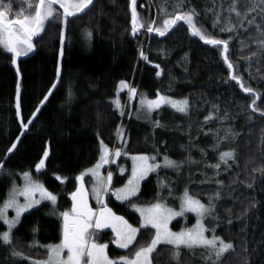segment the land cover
<instances>
[{
    "label": "trees",
    "instance_id": "trees-1",
    "mask_svg": "<svg viewBox=\"0 0 264 264\" xmlns=\"http://www.w3.org/2000/svg\"><path fill=\"white\" fill-rule=\"evenodd\" d=\"M148 1L150 9L146 0H137L136 10L145 24L155 21L153 28L165 18L162 9L173 13L176 3ZM3 2L11 3L10 18H17L18 12L29 14L27 5L32 0ZM232 3L233 0H184L183 10L191 7L200 13L197 23L203 25L207 38L228 41L227 62L233 65V75L241 84L253 89L251 93L231 80L223 46L218 50L203 44L183 22H178L165 38L155 31L147 32L146 27L133 36L131 0H95L86 14L68 19L66 26L50 18L34 41L35 52L18 61V71L13 55L0 46V207L8 196L12 177L25 172L36 174L35 167L48 147L45 167L37 175L57 197L55 204L45 203L25 214L13 231L15 250L28 259L12 256L10 249L0 243V264L43 261L47 259L43 246L61 242V218L57 213L62 208L71 210V194L79 182L76 178L98 161L101 141L113 158L119 149L128 154H157L159 159L166 155L176 162L190 156L196 162V171L188 180L182 172L169 169L152 174L142 183L139 195L130 201L119 202L113 195L125 183V176H117L103 197L113 213L140 227L141 218L130 203L151 204L161 199L177 208L178 195L185 189L205 205L211 197L215 212L206 218L207 236L211 238V230L215 229L217 237L234 245V251L225 252L216 264H264V176L254 171L264 167V50L259 44L264 41V20L258 15L264 5L261 0H238L236 8L240 13L256 5L248 16V20L255 17V23L249 25L244 20L241 27L236 13L229 12ZM213 12L221 17L215 29ZM229 16L234 31L220 32L219 27L227 24ZM141 50L147 60L140 56ZM161 69L158 77L156 73ZM121 81L128 83V89L117 98ZM131 88L149 98L158 94L177 100L187 98L189 111L184 114L161 107L150 119L134 116L131 109L136 111V101L131 100ZM209 116L212 119L206 120ZM153 121H159L162 127H154ZM229 129L239 135L233 136ZM118 130L122 136H118ZM13 143L16 148L5 159ZM228 150L236 153V161H229L231 167L222 162L219 169L211 167L219 162V154ZM112 170L113 163L109 167ZM58 177L66 179L62 182ZM84 181L88 187L90 177H84ZM160 182L167 187L162 188ZM218 191L220 196L216 198ZM91 201L96 209L97 201ZM190 218L192 222L194 218ZM90 232L95 233L94 238L100 233V241L108 244L111 257L132 258L138 247L150 243L155 230L141 228L136 241L126 250L115 247L110 230ZM172 249L171 245H159L152 253L153 264H176ZM205 254L208 252L203 248L182 249L179 264H203Z\"/></svg>",
    "mask_w": 264,
    "mask_h": 264
},
{
    "label": "snow or ice",
    "instance_id": "snow-or-ice-1",
    "mask_svg": "<svg viewBox=\"0 0 264 264\" xmlns=\"http://www.w3.org/2000/svg\"><path fill=\"white\" fill-rule=\"evenodd\" d=\"M18 2H23V0H18ZM238 0H233L232 5H230L229 12H235L238 19H240L241 27H243V21L248 20V16L252 11L256 10V5L248 8L244 13L237 11L236 4ZM94 0H32L28 3L27 7L29 9L28 15H21V13H16L17 18H10L12 14L11 3L5 4L3 0H0V46L7 51V53L13 54L15 59L19 57L27 56L28 53L34 51L35 45L33 43V38L39 36L45 30V23L50 20V18L55 17L56 21L62 22L65 26L67 25L68 17H76L78 14H86V10H90L89 6L93 5ZM137 0H131V34L135 36L140 28H145L147 32L155 31L159 36H166L169 31L175 28L178 22H183L184 25L190 30L191 35L198 37L205 44L211 45L214 48L221 50L224 55V60H228L226 55L229 51V43L227 40L207 38L204 34L203 25L198 26L197 18L200 13L195 8H188V10H183L184 0H176L173 7V13H168L167 8L162 9L165 13V18L162 20L161 25L153 28L152 25L155 21H151L147 24L143 21V18L138 16L136 10ZM59 5L62 9V13H58L54 5ZM261 4L264 5V0H261ZM206 12L208 10H205ZM258 15L264 20V7L260 8ZM215 19L212 21L213 28H217L220 25V14L213 12ZM249 25L255 23V17L252 20H248ZM259 29L261 26L256 25ZM220 32H233L234 26L231 23V16L228 17L227 24L219 27ZM264 34V33H262ZM87 35L90 37L91 32ZM231 39V37H230ZM260 47L264 50V41H259ZM61 50V55H62ZM256 53H253L255 56ZM140 56L147 60L148 57L140 52ZM228 68L232 69L233 65L228 63ZM159 68V65H156ZM163 70L158 71L156 75L159 77L162 75ZM231 80L237 81L239 83V77L237 75H232ZM175 79L174 77L172 78ZM227 82V81H226ZM122 86H126L125 81L120 82ZM171 87V85H170ZM245 92L251 93L253 89L250 87H245L240 84ZM130 92L134 96L136 89L131 88ZM69 97L71 98V92H69ZM256 98H259L258 95ZM46 99V97H45ZM19 97L17 96V107H19ZM116 106L120 109V114L124 115V111L120 108L119 100L115 101ZM142 108H145L148 113L159 109L162 105L168 104L177 112L187 114L189 111V100L183 98L180 100L172 99L168 96L159 95L157 99L150 100L146 97H142L140 100ZM255 104V99L253 100ZM215 107V106H214ZM264 115V113H262ZM139 118V117H137ZM206 120L212 119L211 116L206 117ZM23 123V121H21ZM31 123V119L28 121ZM154 127H162L159 121H153ZM27 127V125H25ZM232 133V130H228ZM118 136H122L123 133L118 130ZM233 136L239 135V133H232ZM227 139V136H225ZM261 143L264 144V136L261 137ZM103 154L100 156L99 162L94 166V168L87 169L85 172L81 173L78 179L80 181V186L75 192L71 194L73 201L72 208L70 211L59 212L57 215L62 219V240L56 245L44 246L47 250V259L43 262L33 261V264H153L152 253L156 251L157 246L160 244L174 246L171 250V256L176 264H179L180 254L182 249L194 250L196 248H203L208 252L206 259L210 264H216L222 255L229 250L234 251V245L230 242H225L220 237L215 235V229H212L211 238L206 236V232L209 231L203 224V220L206 217L213 216L215 212V204L212 203L210 197L209 204L206 206L200 200L194 199L185 189L184 196L181 203V210L179 212L174 211L171 208L166 207L164 204L157 202L148 208L137 207L134 203H130V206L137 212H139L142 218L140 227H133L123 216H117L113 213L111 208H108L103 201V197L108 194L107 189L112 181V173L109 172L106 180H101L99 177V169L103 164L108 163L109 149L106 145H103ZM219 145H215L213 150ZM16 148V144L13 143L9 149H7L5 159L7 155L10 154ZM204 153V150L201 149ZM158 153V150H157ZM206 155V153H204ZM121 151L117 149L115 151V156L119 157ZM48 157V152L44 153V158L40 160L39 164L36 165L37 171L44 167V161ZM133 165L131 171V178L128 179L127 184L121 188L117 189L113 195L116 200L124 202L130 201L131 197H135L139 192V182L143 180L148 173L157 171L161 165L159 163H150L149 161H155L156 156L138 155L133 156ZM191 161V157L189 156ZM164 167L179 169L181 163L171 160L168 156L163 157ZM229 161H236L235 150H228L221 152L219 154V162L211 167L219 169L220 162H222L226 167L230 168L231 165ZM194 162V161H192ZM3 168V163H0V169ZM123 171V170H121ZM254 171H259L262 176H264V167L260 169H254ZM91 173L93 176L97 177L98 187L93 188V193L95 195L97 203L101 205L99 211H94L88 202V193L84 187V176ZM25 180V185L23 188L17 189L13 187L8 194V199L5 202L3 208H0V220H3L4 224L7 225V230L0 233V243L5 247L10 249V254L14 257H20L21 259H26L23 257L22 253L15 250V245L13 244V229L19 223V218L24 212L28 211L33 206L40 203V200L34 199L36 193L40 194L41 200H48L55 204L57 197L49 192L43 185L33 181L31 173L25 172L23 174ZM161 187H167L163 182ZM222 185V182H218ZM248 187H252V183L248 184ZM169 195H171V190H169ZM23 196L25 198V203L20 204L17 197ZM160 196V193H157ZM220 196L219 191L215 194V197ZM9 208L15 209V218L9 219L7 217V210ZM184 212H194L197 217H199L197 225L193 229H189L181 232H173L168 227L170 221L178 215H183ZM100 228H112L115 232V243L118 247L127 249L136 241V236L143 229H154V235L147 246H140L134 251L132 258L120 257L118 260L110 259L107 255L106 249L107 244L97 243L94 239V232H90V229H100ZM36 230L33 229V232ZM34 246V245H33ZM65 250L67 255L65 257ZM215 258V259H213Z\"/></svg>",
    "mask_w": 264,
    "mask_h": 264
},
{
    "label": "rangeland",
    "instance_id": "rangeland-1",
    "mask_svg": "<svg viewBox=\"0 0 264 264\" xmlns=\"http://www.w3.org/2000/svg\"><path fill=\"white\" fill-rule=\"evenodd\" d=\"M146 2H147V5H148V7H149V9H150V5H149V1L148 0H146ZM13 19H15V18H13ZM48 22V21H47ZM46 22V23H47ZM46 23H45V25H46ZM147 24H148V21H147ZM147 24H146V26H147ZM35 45V44H34ZM32 52H30V53H28V55L29 54H31ZM21 57H23V55L21 56ZM17 60V59H16ZM128 89V83L126 82V86H122L121 85V83H119V85H118V88H117V98H119L120 97V94H122L123 92H125L126 90ZM159 95H161V94H159ZM142 97H146L147 99H150V100H154V99H157V97H158V95L156 96V97H153V98H149V97H147V95L145 94V93H138L137 91H136V93H135V95L133 96L132 95V102L133 101H136V111H133V108L131 109V111H132V113H134V116H139V117H142V118H144L145 120H147V119H150V117H151V115H152V113L155 111H153V112H151V113H148L147 112V110L145 109V108H142L141 107V104H140V100H141V98ZM170 98H172V97H170ZM172 99H174V98H172ZM177 100V99H176ZM18 103H19V101H18ZM161 107H170V108H172L170 105H168V104H164V105H162ZM160 107V108H161ZM16 109H17V112H18V117L20 118V120H21V114H20V110H19V107H17V100H16ZM173 109V108H172ZM156 110H158V109H156ZM175 110V109H174ZM25 129V126H24V128H23V130ZM104 145V144H103ZM109 149V148H108ZM46 151L48 152V156H49V153H50V149H49V147L46 149ZM45 151V152H46ZM121 151V155L119 156V157H115V158H113V155L111 156L110 155V149H109V156H108V163H106V164H103V166L99 169V177H100V179L101 180H106V177H107V175H108V173L109 172H111L112 173V181H111V184L108 186V188L110 189L112 186H113V184L114 183H116V181H117V176H125V183L124 184H122L121 186H119V187H117L116 189H115V191L117 190V189H121V188H123L126 184H127V181H128V179L129 178H131V171H132V165H133V160H132V157L133 156H138V155H147V156H149V157H151V156H156V160L155 161H149L150 163H159L160 165H161V167L157 170V171H155V172H150V173H148V175L143 179V180H141L140 182H139V192H138V194L136 195V196H138L139 195V193H140V190H141V186H142V183L144 182V181H146L152 174H154V173H157L158 171H160V170H163V169H169V170H174V171H179V172H182L183 174H184V176H185V178H186V180H188V179H190V177H191V174L193 173V172H195L196 171V162L194 161V162H192L193 160L191 159V161L189 160V159H187V160H185L184 162H178V163H181V167L179 168V169H174V168H167V167H164L163 165H164V161H163V158H161V159H159V157L157 156V154H128V153H126L125 151H123V150H120ZM103 154V146H102V149H101V154H100V156ZM100 156H99V159H100ZM44 158V154H43V156H42V158L41 159H43ZM48 158V157H47ZM99 159H98V161L97 162H99ZM121 159H124V160H126L127 162H125V163H123V164H121ZM46 160L47 159H45V161H44V167H45V164H46ZM172 160V159H171ZM174 161V160H173ZM40 162V161H39ZM97 162L95 163V165L97 164ZM112 163H113V170L112 171H109V167L112 165ZM39 164V163H38ZM95 165H93L92 167H90V168H88V169H91V168H94V166ZM44 167L43 168H41L39 171H37V169H36V167H35V172H36V174H33V173H31V176H32V179H33V181L34 182H36V183H39V184H41V185H43L44 186V184L42 183V181L39 179V177H38V173L39 172H41L43 169H44ZM106 168H107V170H106ZM87 170V169H86ZM85 170V171H86ZM121 170H123V171H121ZM84 171V172H85ZM30 173V172H29ZM23 174L24 173H21V174H18V175H16L15 177L13 176L12 177V184H11V187H10V190L13 188V187H16L17 189H20V188H23L24 187V185H25V180H24V178H23ZM1 176H3V175H1V169H0V177ZM87 176H89L90 177V184H89V186H88V190H89V194H90V197L92 198V199H94V200H96V198H95V195H94V193H93V188L94 187H98L99 185H98V182H97V177H95V176H93L91 173H88L87 175H85L84 177H87ZM58 179L60 180V181H62V182H64L65 181V177H58ZM44 188H46L45 186H44ZM9 190V191H10ZM48 190V189H47ZM49 191V190H48ZM114 191V192H115ZM49 192H51V191H49ZM185 192V191H184ZM184 192H182V193H180L179 195H178V206H177V208H175V207H171V206H169V205H167L166 204V202L165 201H163V200H161V199H159V200H157V201H155L154 203H151V204H135L137 207H140V208H148V207H151L153 204H155V203H157V202H160V203H162V204H164L166 207H168V208H171V209H173L174 211H177V212H179L180 210H181V203H182V199H183V196H184ZM52 193V192H51ZM9 194V193H8ZM53 195H55L54 193H52ZM56 196V195H55ZM135 196V197H136ZM135 197H131L130 199H133V198H135ZM193 197V196H192ZM194 199H197V198H195V197H193ZM7 199H8V196H7V198L5 199V201H4V203L1 205V207L0 208H3V206H4V204H5V202L7 201ZM17 199L19 200V203L20 204H24L26 201H25V198L23 197V196H19V197H17ZM34 199H36V200H40V203L39 204H37V205H35V206H33L32 208H30L28 211H26V212H24L23 213V215L19 218V223L16 225V227L15 228H17L18 227V225L20 224V222H21V219H22V217L25 215V214H27V213H29V212H31V211H33V210H35L36 208H38V207H40L41 205H43V204H45V203H52L51 201H48V200H41L40 199V194L39 193H36V195H35V197H34ZM119 202H121V201H119ZM208 204H206V206H207ZM132 208V207H131ZM99 209L100 208H98V206H97V209H96V211H99ZM132 210L135 212V213H137L139 216H140V214H139V212H137V211H135L133 208H132ZM65 211V210H64ZM15 215H16V213H15V209L14 208H9L8 210H7V217L11 220V219H14L15 218ZM117 215V214H116ZM117 216H119V215H117ZM190 217H193L194 218V220L192 221V222H190V220H191V218ZM210 217V216H209ZM141 218V217H140ZM206 218H208V217H206ZM206 218L203 220V224L205 225V227H206V223H205V221H206ZM62 220V219H61ZM141 220H142V218H141ZM198 220H199V217H197V215H196V213H194V212H184V214L183 215H178V216H175L171 221H170V223H169V225H168V227L171 229V231H173V232H181V231H186V230H189V229H193L196 225H197V223H198ZM176 223H178V226H176L175 227V224ZM62 224H63V222L61 223V228H62ZM133 226V225H132ZM133 227H137V226H133ZM15 228L13 229V231L15 230ZM207 228V227H206ZM7 230V225H5L4 224V222H3V220H0V233H2V232H4V231H6ZM98 231H106V230H110L113 234H114V236H115V232L112 230V228H100V229H97ZM206 234V236H207V233H205ZM138 235V234H137ZM62 237V236H61ZM136 238H137V236H136ZM210 238V237H209ZM95 241L97 242V243H101V244H107V243H105V242H101L100 240H101V238H100V233L99 232H97L96 233V236H95ZM115 239H116V236H115ZM48 245H54V244H48ZM108 245V244H107ZM114 245H115V247L117 248V249H120V250H124L123 248H120V247H118L117 246V244L115 243V240H114ZM161 245V244H160ZM45 246H47V245H45ZM131 246V245H130ZM129 246V247H130ZM159 246V245H158ZM157 246V247H158ZM44 247V246H43ZM174 247V246H173ZM45 248V247H44ZM106 252H107V255H108V257L110 258V259H113V260H118L120 257H111L110 255H109V252H108V248L106 249ZM66 255H67V251L65 250V257H66ZM204 256V259H203V264H210V262L206 259V257L208 256V255H203ZM46 260V259H45ZM45 260H43V261H45ZM33 261H37V262H43V261H38V260H33ZM32 261V262H33Z\"/></svg>",
    "mask_w": 264,
    "mask_h": 264
},
{
    "label": "water",
    "instance_id": "water-1",
    "mask_svg": "<svg viewBox=\"0 0 264 264\" xmlns=\"http://www.w3.org/2000/svg\"><path fill=\"white\" fill-rule=\"evenodd\" d=\"M94 2H95V0H94ZM94 4V3H93ZM56 7H58L59 8V5L57 4V5H55ZM92 7V5H90L89 6V8H91ZM132 7V6H131ZM60 9V8H59ZM62 10V9H61ZM63 11V10H62ZM87 11V10H86ZM82 15H84V14H78L76 17H68V19H74V18H78V17H80V16H82ZM174 29V28H173ZM172 29V30H173ZM171 30V31H172ZM171 31H169L168 33H167V35L166 36H159L158 34V36L160 37V38H165V37H167L168 35H169V33L171 32ZM39 36H41V34L39 35ZM39 36H36V37H34L33 38V43H34V41H35V39H37ZM198 38V37H197ZM199 39V38H198ZM200 40V39H199ZM203 44H205L202 40H200ZM205 45H207V44H205ZM222 46V45H221ZM35 52V49H34V51H32V53L31 54H29V55H27V56H23V57H19L17 60H16V62L14 63V66H15V68H16V70L18 71V61L20 60V59H24V58H26V57H28V56H30V55H32L33 53ZM13 55V54H12ZM224 53H223V57H224ZM13 58L15 59V57L13 56ZM226 63H227V65H228V62L226 61ZM231 70V76L233 75V69H230ZM230 76V77H231ZM234 82H236V83H238L237 81H234ZM239 85L241 84V82L239 81V83H238ZM83 183H84V187H85V190L87 191V193H88V202H89V205L92 207V209L95 211V209H94V207H93V205H92V201H91V198H90V194H89V190H88V187H87V184H86V182L83 180ZM80 186V181L78 182V186H77V188ZM77 190V189H76ZM72 204H73V201H72V198H71V208H72ZM70 208V209H71Z\"/></svg>",
    "mask_w": 264,
    "mask_h": 264
},
{
    "label": "built area",
    "instance_id": "built-area-1",
    "mask_svg": "<svg viewBox=\"0 0 264 264\" xmlns=\"http://www.w3.org/2000/svg\"><path fill=\"white\" fill-rule=\"evenodd\" d=\"M61 212H64V209H61Z\"/></svg>",
    "mask_w": 264,
    "mask_h": 264
},
{
    "label": "bare ground",
    "instance_id": "bare-ground-1",
    "mask_svg": "<svg viewBox=\"0 0 264 264\" xmlns=\"http://www.w3.org/2000/svg\"><path fill=\"white\" fill-rule=\"evenodd\" d=\"M25 257V256H24ZM28 259V257H26Z\"/></svg>",
    "mask_w": 264,
    "mask_h": 264
},
{
    "label": "crops",
    "instance_id": "crops-1",
    "mask_svg": "<svg viewBox=\"0 0 264 264\" xmlns=\"http://www.w3.org/2000/svg\"><path fill=\"white\" fill-rule=\"evenodd\" d=\"M124 250H126V249H124Z\"/></svg>",
    "mask_w": 264,
    "mask_h": 264
}]
</instances>
